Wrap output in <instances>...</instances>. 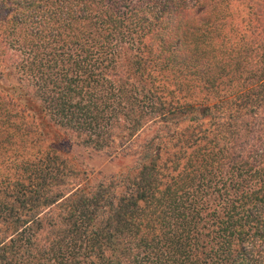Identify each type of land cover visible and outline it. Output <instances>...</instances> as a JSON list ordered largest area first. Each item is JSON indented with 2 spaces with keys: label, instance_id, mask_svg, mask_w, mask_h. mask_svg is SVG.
<instances>
[{
  "label": "trees",
  "instance_id": "trees-1",
  "mask_svg": "<svg viewBox=\"0 0 264 264\" xmlns=\"http://www.w3.org/2000/svg\"><path fill=\"white\" fill-rule=\"evenodd\" d=\"M0 11V264H264V0ZM16 75L37 92L31 124ZM115 126L110 174L50 145L105 149Z\"/></svg>",
  "mask_w": 264,
  "mask_h": 264
},
{
  "label": "rangeland",
  "instance_id": "rangeland-1",
  "mask_svg": "<svg viewBox=\"0 0 264 264\" xmlns=\"http://www.w3.org/2000/svg\"><path fill=\"white\" fill-rule=\"evenodd\" d=\"M2 12V11H0ZM10 51V50H9ZM12 53V50H11ZM11 63V61H8L6 63L5 68L1 69L0 71V85L3 87H8L7 83L10 82L8 80H10V77L6 75L5 72H7V69L9 67V64ZM18 76L19 79H21L18 83H14V81L12 83L15 84V88L13 87L12 89V94H16V108H14V111H18L17 112V116L23 117L25 118V120H27L28 124H31L32 122L37 121L36 119V115L35 113L36 111V102H37V92H34L33 87L31 86V84H27V85H22V83H24V78L20 75H16V77ZM16 81V80H15ZM11 92V91H10ZM32 115H34L32 117ZM13 117L16 116H12V119H14ZM18 118V117H16ZM18 121V120H16ZM37 125V124H36ZM152 129L149 127H141L139 128V131L136 132L137 134V138L144 140V138L149 137L152 133L151 131ZM110 133L112 134L113 137V143H111V146L109 145H104L106 148L105 149H95L93 147H90V145H92L91 143L85 144L82 143L84 141V139H86L87 135L82 133V134H76L75 132L70 133L69 137L70 139H67L64 137V139H61L59 141L56 140H51L49 139V141L51 142V146L53 147H57L60 151H66V152H70V154H75V152H77L78 154H80L83 157H88L87 163L84 164L85 167L93 169V170H98V169H102L103 167V163L101 162L103 159H109L111 156L106 155V152H112L115 148V150L118 148L115 147L116 144L114 145V141L117 140L118 136L120 135H124L125 131L121 130L118 127H113V128H109ZM35 136H33V138H37V140L35 141H30L29 143H35V142H39L41 144H47L48 141H43V140H38L41 139V137L43 136V133L38 129L37 130V134H34ZM16 141V140H15ZM104 141V140H101ZM56 143V144H55ZM100 144V141L98 142ZM69 146L66 148V145ZM113 144V145H112ZM113 146V147H112ZM136 146H134L133 148H135ZM123 158H128L126 155L123 156ZM122 162H125V160H121V158L117 157V156H112V158H110V160H107V164L105 166L106 168V172L107 173H112L114 171H116V169H118V167H120V165L122 166ZM104 168V170H105ZM124 170V169H122Z\"/></svg>",
  "mask_w": 264,
  "mask_h": 264
}]
</instances>
